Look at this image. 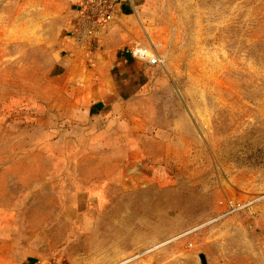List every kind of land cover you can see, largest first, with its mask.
Listing matches in <instances>:
<instances>
[{"label":"rangeland","instance_id":"rangeland-1","mask_svg":"<svg viewBox=\"0 0 264 264\" xmlns=\"http://www.w3.org/2000/svg\"><path fill=\"white\" fill-rule=\"evenodd\" d=\"M142 1L146 83L92 117L76 0H0V264H264V0Z\"/></svg>","mask_w":264,"mask_h":264},{"label":"crops","instance_id":"crops-1","mask_svg":"<svg viewBox=\"0 0 264 264\" xmlns=\"http://www.w3.org/2000/svg\"><path fill=\"white\" fill-rule=\"evenodd\" d=\"M115 3L113 25L94 38L88 48H78L67 36V31L75 22V8L56 29L54 56L61 62L58 68L72 76L71 87L87 90V112L92 117L100 116V111L104 113L107 108L116 110L132 99L145 85L144 76L150 70L151 59L147 57L146 50H141L145 47L146 2L115 0ZM53 14L50 9L44 11L36 32L40 25L53 18ZM131 51H141V58L131 55Z\"/></svg>","mask_w":264,"mask_h":264},{"label":"built area","instance_id":"built-area-1","mask_svg":"<svg viewBox=\"0 0 264 264\" xmlns=\"http://www.w3.org/2000/svg\"><path fill=\"white\" fill-rule=\"evenodd\" d=\"M115 15V0H76L75 22L67 36L78 48H88L91 41L112 24ZM130 54L142 56L141 51Z\"/></svg>","mask_w":264,"mask_h":264}]
</instances>
